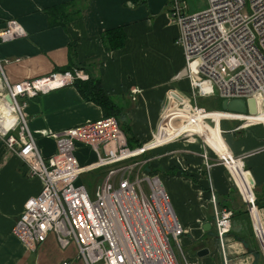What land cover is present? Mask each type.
Wrapping results in <instances>:
<instances>
[{"label":"crops","instance_id":"obj_1","mask_svg":"<svg viewBox=\"0 0 264 264\" xmlns=\"http://www.w3.org/2000/svg\"><path fill=\"white\" fill-rule=\"evenodd\" d=\"M169 1L0 0V31L9 20H16L25 31L23 37L0 42L3 73L9 83H16L69 66L82 67L101 81L105 93L123 109L134 141L140 145L149 143L164 109L172 108L176 102L173 95L185 99L190 92L188 79L177 76L183 71L184 56L178 43L179 27L168 17ZM61 4H67L64 14L69 20L62 21L64 26H50L44 10ZM117 28H123L125 43L121 48L106 50L101 41L103 35ZM2 92L0 80V94ZM22 101L29 129L44 157L56 150L53 133L103 117L100 106L85 100L75 86H65ZM0 108H4L1 100ZM203 117L205 125L211 120L214 122L212 130L205 131H213L215 134L211 137L219 133L223 147L241 158L243 168L241 164L230 168L235 182L230 179L226 167L217 164L212 147H207L211 166L204 167L206 178L201 175L200 168L205 165L204 148L196 140L157 144L146 153L149 163L158 164L165 171L161 181L174 212L186 228L182 242L192 253L193 264H222L214 231L211 190L220 206L233 210L232 231L227 241L229 264H264V211L257 206L259 213L254 215L261 248L249 214L244 212L245 203L240 192L244 190L246 195L251 190L255 197L263 199L264 124L236 129L238 123L231 125L233 121L221 120L218 126L217 111L206 112ZM164 119L165 122L169 120L168 117ZM1 129L0 264H58L63 259H69L71 264H83L74 245L60 247L52 233L35 251H29L14 236L15 222L26 201L40 192L41 181L27 175L19 155L5 146ZM75 154L80 165L95 161L89 148L79 146ZM179 166L186 175L180 171L170 172ZM246 170L253 179L252 186L246 185L242 177L241 173ZM233 201L237 209H233ZM202 248H207L209 253L196 256Z\"/></svg>","mask_w":264,"mask_h":264},{"label":"built area","instance_id":"obj_2","mask_svg":"<svg viewBox=\"0 0 264 264\" xmlns=\"http://www.w3.org/2000/svg\"><path fill=\"white\" fill-rule=\"evenodd\" d=\"M169 3L168 17L179 27L178 43L184 56L183 71L177 76L188 79L190 92L189 99L182 98L175 108L164 109L149 143L129 146L117 119L108 116L53 133L56 150L44 157L24 116V101L19 98L26 100L73 86L78 80L86 81L89 74L75 66L9 83L0 62L4 88L0 100L17 118L7 127L1 119L3 142L19 155L27 175L41 181L40 192L26 201L12 230L29 251H35L52 233L60 247L74 245L83 264H193L182 242L186 228L174 212L160 177L145 169L150 164L146 153L157 144L179 138L200 140L206 168L211 166L207 147H212L217 164L226 167L235 182L230 168L236 164L243 168L241 158L223 147L219 133L205 140L203 132L211 125L205 127L202 120L209 111L197 100L254 98L256 114L220 109L218 126L221 120L236 121V129L264 124V0H207L205 9L192 13L187 12L185 0ZM24 35L20 24L9 20L0 31V42ZM257 114L263 119L255 117ZM164 117L169 120L165 122ZM162 127L167 135L159 141ZM79 146L89 148L95 161L80 165L75 154ZM95 170H100L102 180L93 191H88L83 181L79 186L74 184L82 174ZM210 192L222 264H229L227 241L233 210L220 206ZM240 192L262 248L254 221V213H259L256 197L251 190L246 195ZM58 264L71 261L63 259Z\"/></svg>","mask_w":264,"mask_h":264},{"label":"trees","instance_id":"obj_3","mask_svg":"<svg viewBox=\"0 0 264 264\" xmlns=\"http://www.w3.org/2000/svg\"><path fill=\"white\" fill-rule=\"evenodd\" d=\"M66 7H67V4H61V5L46 8L44 10L45 13L49 16L50 26H57V25L64 26L65 23L62 21L69 20V19H66L67 16L64 14ZM125 39H126V36L123 31V28H117V29L106 32L103 35V39L101 41L103 42V45L106 50L107 49L114 50V49L121 48L125 43ZM72 67L74 66H69L66 69H70ZM62 70H65V69H62ZM74 86L78 90L79 94L85 100L92 101L98 106H100L103 112V117L113 116L117 119L122 131L124 132L127 138V143L129 146L131 147L140 146V143H138L137 141H134L132 137L131 126H130L129 120L124 115L123 109L118 107L113 102L112 98L105 93L102 83L99 79L89 74V78L86 81L78 80L74 83ZM220 102L221 100H218L216 102V106L218 107V109H221ZM262 196L264 199V187H262ZM263 199L262 197L258 199L256 196L257 206L259 208H262L264 211V200ZM244 212L247 214L246 211Z\"/></svg>","mask_w":264,"mask_h":264},{"label":"rangeland","instance_id":"obj_4","mask_svg":"<svg viewBox=\"0 0 264 264\" xmlns=\"http://www.w3.org/2000/svg\"><path fill=\"white\" fill-rule=\"evenodd\" d=\"M185 3H186V5H187V12L188 13H192V12H196V11H199V10H202V9H205L206 7H207V0H185ZM74 86V85H73ZM186 95V94H185ZM184 98H185V100H187V99H189V94L188 95H186V96H184ZM19 100L21 101L22 99L21 98H19ZM219 99L218 98H216V97H209V98H200V99H198L197 100V103L200 105V106H202V107H204L207 111H209V112H216L217 110H220V109H218V107L216 106V102L218 101ZM178 105V103L177 102H173V106H172V108L174 107L175 108V106H177ZM219 112V111H218ZM13 114V113H12ZM14 115V114H13ZM176 120V119H175ZM174 120V122H173V124H175V121ZM208 122L209 120H206L205 119V122ZM211 126H210V130L212 129V127L214 126V123H209ZM209 124L207 123V125H205V123H203V125L206 127V126H209ZM230 124L231 125H235V124H237V122H235V121H233V122H230ZM1 127V126H0ZM203 134H204V136H205V139L207 140V141H210V138H208L207 136H209L210 137V133L209 132H207V131H204L203 132ZM176 141H180V142H182V141H184V139H182V138H179V139H176L175 140V142ZM198 142H200V144H201V141L199 140ZM177 143H179V142H177ZM131 144H133V143H131ZM143 159V158H142ZM205 165H203L201 168H200V172H201V175H205L204 176V178H206V172H205ZM147 171H149V172H153V173H155L156 175H158L159 177H160V179H162V175L161 174H163L164 175V172H163V169L162 168H160V166L158 165V164H149L146 168H145ZM182 172L184 175H186L187 173H186V171H182V169L180 168V166L179 167H173L172 168V171H170V172H172V173H176V172ZM169 172V171H168ZM189 173H191L190 172V170H189ZM194 179H195V177L194 176H192ZM81 179H82V181H83V184L85 185V187L87 188V190L88 191H91V190H93L94 188H95V186L97 185V184H99L100 183V181L102 180V177L101 176H99V170H95V171H90V172H86V173H84V174H82L81 175ZM183 247H184V249H185V246H184V244H183ZM186 250V252H187V254H188V257H189V259H192L193 258V256H192V253L190 252V250H187V249H185ZM176 253H177V250H176ZM191 262H192V260H191Z\"/></svg>","mask_w":264,"mask_h":264},{"label":"water","instance_id":"obj_5","mask_svg":"<svg viewBox=\"0 0 264 264\" xmlns=\"http://www.w3.org/2000/svg\"><path fill=\"white\" fill-rule=\"evenodd\" d=\"M173 98L177 102H182V99L177 97L176 95H173ZM5 99L10 102V97L8 95H5ZM220 108L223 111H229V112H235V113H250V114H256L257 113V104L256 100L254 98H249L247 100L241 99V98H235V99H222L220 102ZM165 134V135H164ZM167 134L165 131L161 132L160 138L165 137ZM246 176L249 180V182L253 185V179L250 175V173L246 170ZM76 186H79L82 184L81 178H78L75 183ZM233 205V209H237L236 203L233 201L231 202ZM209 253V250L207 248L199 249L196 253V256L203 257Z\"/></svg>","mask_w":264,"mask_h":264},{"label":"bare ground","instance_id":"obj_6","mask_svg":"<svg viewBox=\"0 0 264 264\" xmlns=\"http://www.w3.org/2000/svg\"><path fill=\"white\" fill-rule=\"evenodd\" d=\"M4 108H0V121H1V118H4L5 119V124L7 125H4L5 127L9 125V123H14L16 121V116L12 114V109L10 106H6V105H3ZM218 112V111H217ZM219 113V116H222V112H218ZM261 115L257 114L255 117H260ZM218 119V118H217ZM260 119H263V117H260ZM164 131L163 128L161 130V132ZM213 131L210 133V138H214V137H211L213 135ZM215 134V133H214ZM165 135V134H164ZM165 137L163 138H159L158 140H163ZM242 177L246 183V185L248 186H252V184L249 182L247 176H246V171H244V173L242 172ZM244 191V190H242ZM257 213H254V215H256ZM264 236V235H263Z\"/></svg>","mask_w":264,"mask_h":264}]
</instances>
